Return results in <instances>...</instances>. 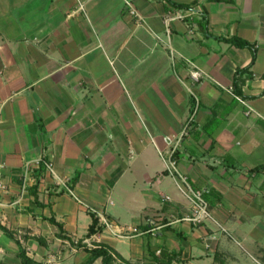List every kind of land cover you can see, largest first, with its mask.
I'll return each instance as SVG.
<instances>
[{
	"label": "crops",
	"instance_id": "crops-1",
	"mask_svg": "<svg viewBox=\"0 0 264 264\" xmlns=\"http://www.w3.org/2000/svg\"><path fill=\"white\" fill-rule=\"evenodd\" d=\"M169 1L187 9L0 0V225L36 263L82 264L80 244L113 264H264V0ZM216 38L255 46L241 96L252 52ZM17 253L0 231V261Z\"/></svg>",
	"mask_w": 264,
	"mask_h": 264
},
{
	"label": "trees",
	"instance_id": "trees-1",
	"mask_svg": "<svg viewBox=\"0 0 264 264\" xmlns=\"http://www.w3.org/2000/svg\"><path fill=\"white\" fill-rule=\"evenodd\" d=\"M165 1H167L168 3H171L169 0H165ZM171 5L174 6L175 8H179V9L180 8L181 9L184 8V9H187L185 6H180V5H176V4H172V3H171ZM204 19H205L204 18V15H202L201 19L198 22L199 24H201V26L204 24ZM216 39L217 40H220V41H225L227 43H230L231 45H233V46H235L237 48H248L252 52V58H251L250 64L247 67L243 68V69L236 70L235 73H234V75H233V79H232V92L236 96H241L239 84L241 82L242 75L245 74V73H248L250 67L254 63V60H255V46L253 44H250V43H247L245 41H241V40L235 39V38H229V39L216 38ZM261 95H264V90L262 91ZM191 113H192V110H191ZM259 168L260 169H263V166H260ZM43 169H44V167L41 166L40 167V171L42 172ZM256 169H258V168H256ZM79 175L80 174L75 173V175L71 179L72 185H74L76 183V181L78 180V176ZM36 189H37V186L34 185L32 187V190H34V191L31 192L32 195H33V197H34V200L32 202V206H34V207H41V204L37 200ZM89 216L91 218V223H90V225L88 227L86 237H90L92 235H95L97 233H100L103 230V227L99 224L98 217L95 215V213L89 211ZM40 219L45 220V221L49 222L50 224L56 226L57 229H58L57 236L59 238L64 239L63 238L64 236H63V227H62V224L59 223V222H57L53 216H51L49 218L41 217ZM0 231L6 237H8L12 241H14L15 244L17 245V247H18L17 257L19 258L21 264H42V263H36L31 258H29L26 255L25 249L21 247L19 240H17L14 237V235L11 232H9L5 227H3V226L0 225ZM78 247L81 248L84 252H86V253L89 254L87 260L84 261L82 264H93L94 261L97 260V259H100L101 260V264H113L114 263L113 256L111 255L110 251L105 246L95 245L93 247H87V246H82V245L79 244ZM0 264H5V263H3L2 261H0ZM168 264H170V263H168Z\"/></svg>",
	"mask_w": 264,
	"mask_h": 264
},
{
	"label": "built area",
	"instance_id": "built-area-1",
	"mask_svg": "<svg viewBox=\"0 0 264 264\" xmlns=\"http://www.w3.org/2000/svg\"><path fill=\"white\" fill-rule=\"evenodd\" d=\"M79 5V10H83L84 4L88 0H76ZM134 13V11H132ZM178 17L181 18V15H178ZM190 77L192 80L198 82L200 80V74L197 71H192L190 73ZM185 131L182 133L181 137L185 135ZM177 146V145H176ZM45 167L50 170L51 164L50 163H44ZM169 167H174L175 163L174 160H172V154L170 155L169 159ZM168 171H172L170 168H167ZM171 173V172H169ZM182 183L186 186V178L181 179ZM188 187V186H187ZM3 189V186L0 182V190ZM204 191L202 190H190V201H191V212L189 215H187L184 220L193 226H198L201 223H205L207 220L211 218L208 205L203 197ZM165 200H169L168 197H165ZM125 232H128L130 234H136L141 233V231L137 227H129L125 230Z\"/></svg>",
	"mask_w": 264,
	"mask_h": 264
},
{
	"label": "rangeland",
	"instance_id": "rangeland-1",
	"mask_svg": "<svg viewBox=\"0 0 264 264\" xmlns=\"http://www.w3.org/2000/svg\"><path fill=\"white\" fill-rule=\"evenodd\" d=\"M102 203V202H101ZM98 206H100L101 204H97ZM126 223H128V222H126ZM129 223H132V222H129ZM201 224H203V223H201ZM229 264H231V263H229Z\"/></svg>",
	"mask_w": 264,
	"mask_h": 264
}]
</instances>
